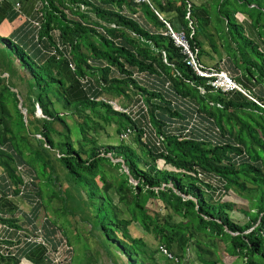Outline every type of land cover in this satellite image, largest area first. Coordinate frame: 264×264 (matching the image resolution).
<instances>
[{"label":"trees","instance_id":"16d2710c","mask_svg":"<svg viewBox=\"0 0 264 264\" xmlns=\"http://www.w3.org/2000/svg\"><path fill=\"white\" fill-rule=\"evenodd\" d=\"M28 1L30 13L0 0V258L19 264L41 247L37 264H63L58 250L49 256L63 241L55 233L67 238L63 219L78 216L113 264L117 252L122 264H160L157 254L190 264L191 253L225 264L219 242L240 264H264V0H152L157 9L150 0ZM140 14L161 30H147ZM246 20L257 34L241 40ZM166 23L186 33L199 62L203 40L219 43L227 61L206 67L227 71L256 102L196 76L163 35ZM100 95L139 105L136 120ZM112 124L117 142L103 143L99 130ZM151 199L168 215L149 211ZM41 210L45 235L22 251L13 241L39 227ZM60 249L74 264V249Z\"/></svg>","mask_w":264,"mask_h":264},{"label":"rangeland","instance_id":"374dc122","mask_svg":"<svg viewBox=\"0 0 264 264\" xmlns=\"http://www.w3.org/2000/svg\"><path fill=\"white\" fill-rule=\"evenodd\" d=\"M255 3L252 4V6H254ZM239 17V18H238ZM240 20V22L244 19H247L248 16L246 14H241L238 13L236 15L235 20ZM249 20V18L247 19ZM262 20H264V18H262ZM240 22H237L239 25L238 26V30H239V35H241V40L243 39L242 37L246 36L248 39H250L249 36H247L246 33V29L245 27L240 24ZM236 24V21H235ZM261 24H264L263 21H261ZM260 30L263 31L264 28L260 27ZM240 40V38H239ZM255 42V41H254ZM12 59L16 60L14 57H12ZM17 70V76L15 78L16 81H18V89L20 91L21 94V99L22 96L24 97L26 94V86L25 83L23 82V77L24 74L22 72V70L19 68V66H17L16 68ZM6 75V74H5ZM68 111V110H67ZM100 135H99V140L102 141L103 143H110V144H116L117 140V136L115 135V127L114 125H109L106 126L105 129H100ZM159 164H161L159 162ZM235 195H233L234 197ZM232 197V198H233ZM235 198H237L235 196ZM226 199V198H225ZM238 199V198H237ZM22 209H24L25 211H27L29 209V207L25 204L21 205ZM146 207L149 211L151 212H156L157 214L160 215V217H165L166 215H168V210L158 201L156 200H149L148 203L146 204ZM49 212H52L51 210H49ZM51 216H55V214L53 213ZM56 218V217H55ZM57 221H60V219L56 218ZM44 220V212L43 210L40 211V214L38 215L37 218V225L39 227H37L35 230L32 229V227L28 228V232L26 231V235L23 232V239L21 238V240L17 241L14 240V243H17L19 245H25V243L29 240H31L33 237H37L39 238L40 236L45 235V231L40 228V226L42 225ZM178 221L180 220L177 217H174L173 219H170ZM63 221H65V227H66V236L68 238V240L70 241L68 243L67 238L62 234V232L60 231H56V235L55 237L58 235V238L61 240H63L60 245L58 246L57 244V248L49 253L50 257H53L54 253L58 250V252H62V250L60 248L64 249H74V264H113L112 262V257H110V255H108V253H106V251L100 247V245H97L95 242L94 237H90L89 234H86L87 232V227L86 223L82 222L81 220H79L78 216L75 217H68V218H64ZM78 221V222H77ZM64 225V224H63ZM27 229V228H26ZM131 234L133 236H138V237H142L146 243L149 245V247H151L152 249H156L158 248V242L153 238V236L149 233H144L140 227L138 226H131ZM91 235V234H90ZM66 242H65V241ZM67 243V244H66ZM163 252V251H162ZM191 253V252H190ZM219 253L220 256L222 258V260L224 261L225 264H240L239 262L235 261L234 257H231L228 255V253L225 252L224 250V245L223 243L219 242ZM163 254H166L167 256L168 253L163 252ZM117 262L118 264H122L125 260L123 258H121V254L119 252H117ZM158 261L160 264H173L171 261H166L161 254H157L156 255ZM25 258V257H24ZM190 259L188 260L190 262V264H199V262L196 260L195 255L193 253H191V257H189ZM27 259V258H25ZM31 264L34 262H31L29 259H27ZM64 260L60 261V263L64 264ZM66 264V262H65ZM181 264H188L186 262V260H184Z\"/></svg>","mask_w":264,"mask_h":264},{"label":"built area","instance_id":"2783aa9c","mask_svg":"<svg viewBox=\"0 0 264 264\" xmlns=\"http://www.w3.org/2000/svg\"><path fill=\"white\" fill-rule=\"evenodd\" d=\"M133 2L134 3H147L150 5L149 0H133ZM155 13L160 19H162L157 11H155ZM166 25L168 29L165 32H163V35L168 37L172 41L174 46L180 50V52L184 55V61L186 65L189 66V68L192 70V72L196 76L204 79L205 83L209 85L211 88H213L214 90H219L222 93L237 91V92L242 93L247 98L255 101L253 97L250 96V94L246 90H244L243 87L239 85L227 71L221 68L216 69L213 67H206L202 63H200L197 58L196 52L192 49L189 43V40L186 36V33L183 30L175 31L169 26L168 23H166ZM98 97L100 101H104L106 103L111 104L114 109L131 114L133 117V120H136L139 105L137 106L134 105L133 107L122 106L118 100L101 97V95ZM196 122H198V119H196L195 115H193V118L190 122L191 127L194 126ZM129 132L130 130L126 133H123L122 137L124 138L128 137ZM145 138H146L145 135H143L142 139H145ZM3 247H5V250L7 249V245L5 246L4 244L3 245L1 244L0 253L3 252ZM162 251L166 252L164 249ZM61 253L62 252L57 253V257L55 258L56 262H60L62 260L60 257Z\"/></svg>","mask_w":264,"mask_h":264},{"label":"crops","instance_id":"0c3cea01","mask_svg":"<svg viewBox=\"0 0 264 264\" xmlns=\"http://www.w3.org/2000/svg\"><path fill=\"white\" fill-rule=\"evenodd\" d=\"M16 1H19V0H16ZM150 1L152 3V6L155 9H157L158 7L155 5V3L152 0H150ZM191 2H193L194 4H197V5L198 4H201V1H199V0H191ZM20 3H22L23 11L25 13H30V11H31V4L32 3H30V1L24 2V0H21ZM196 13L200 17H202V18L208 19V17L202 11V9H200V10L197 9L196 10ZM139 17H140V20L142 21L143 25L145 24V28L147 30H150L153 33H158L159 30H161L155 22L149 21V23H147L146 19L142 16V14H140ZM167 17L174 18V15L173 14H169V15H167ZM209 20H210V17H209ZM176 21L178 23V20H176ZM243 23H246L245 29H246L247 34L249 36L256 37L255 34H257V32H256V30L254 28H252V26L249 23V21L246 20ZM207 30H208V32H210L211 34H213L214 36H216L215 30H214V25L212 23L207 25ZM216 43H217V40H216ZM201 48L204 51L207 52V54H203L200 57V62L204 66H214V65H218L220 61H227L228 56L226 55V51H224V49L221 47V45L219 43H217V48L215 50V49H213L210 46V44H209V42L207 40H203V44H202ZM25 246H30V245L28 243H25V245H23L24 248L22 247V251H25V249H28L29 248V247L26 248ZM40 250H42L41 247L36 248V249H32L31 251H26V253L28 254V256L27 255L26 256H23L21 258V261L19 260V264H31L27 259H29L31 262H34L32 264H37L41 259H43V257H39L40 255L36 252V251L39 252ZM33 253H34V256H33ZM24 257L27 258V259H25ZM0 264H13V262H11L9 260H5V259H1L0 258Z\"/></svg>","mask_w":264,"mask_h":264}]
</instances>
